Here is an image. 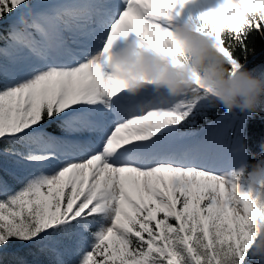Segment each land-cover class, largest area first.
<instances>
[{"label": "snow or ice", "instance_id": "obj_1", "mask_svg": "<svg viewBox=\"0 0 264 264\" xmlns=\"http://www.w3.org/2000/svg\"><path fill=\"white\" fill-rule=\"evenodd\" d=\"M222 5L233 31L219 47L230 67L249 69L235 53L246 59L252 35L264 39V0ZM177 7L0 0V264H27L17 246L47 264L254 260L264 200L240 184L251 162L242 135L249 114L228 112L198 87L179 97L152 87L131 95L109 78L112 37L134 33L167 52L172 25L156 17ZM219 108L243 117L235 147L221 129L202 140L183 131L200 120L202 131L213 129Z\"/></svg>", "mask_w": 264, "mask_h": 264}, {"label": "clouds", "instance_id": "obj_2", "mask_svg": "<svg viewBox=\"0 0 264 264\" xmlns=\"http://www.w3.org/2000/svg\"><path fill=\"white\" fill-rule=\"evenodd\" d=\"M191 2L173 0V7L183 9ZM222 8L223 5L205 11L195 20L189 17L182 24L176 23L180 13L156 17L172 25L167 52L141 45L139 37L129 41L130 33L114 35L106 58L110 80L122 83L131 95L152 87L170 97H179L198 87L228 112L264 114V68L247 69L243 64L230 67L231 61L219 47L220 35L233 31V25L221 21ZM121 40L125 43L114 51ZM240 182L264 200V158L244 167ZM258 226L264 231V219L258 221ZM251 255L258 264H264V239L255 244Z\"/></svg>", "mask_w": 264, "mask_h": 264}, {"label": "trees", "instance_id": "obj_3", "mask_svg": "<svg viewBox=\"0 0 264 264\" xmlns=\"http://www.w3.org/2000/svg\"><path fill=\"white\" fill-rule=\"evenodd\" d=\"M195 20V19H194ZM236 56L241 60L242 63H246L249 69L258 66H264V39H261L258 35L253 34L248 41V52L245 54L241 51H236ZM217 113L223 117L220 122L213 126V129L208 131H202L205 128V121L200 120L195 127H189L183 129V131L192 133L199 132L204 137L216 136L217 130L221 129L225 134V142L233 143L234 140V128L239 127L243 117L239 114L233 116H225V110L219 108L216 110ZM215 118V116H209L208 122ZM214 133L210 134V133ZM242 135L245 139V144L248 152L251 155V162H255L261 158H264V114L248 115L245 120ZM240 184H244L241 183ZM20 250L21 257L27 261V264H34V261H40V264H47L48 257L45 255H29L28 247L17 246ZM35 252V249H32ZM251 264H258V261L253 260Z\"/></svg>", "mask_w": 264, "mask_h": 264}, {"label": "rangeland", "instance_id": "obj_4", "mask_svg": "<svg viewBox=\"0 0 264 264\" xmlns=\"http://www.w3.org/2000/svg\"><path fill=\"white\" fill-rule=\"evenodd\" d=\"M219 6H221V5H216L215 7L212 8L210 6L205 5L204 2L201 1V0H193V2L188 3L183 9H180L179 7H177V9H175L173 11V14L175 13V11H179L180 12V15L177 18L176 22L182 24L189 17H191L194 20L199 14H202L203 12L209 11V10H213L214 11ZM258 67H260V66H258ZM210 134L214 135V133H212V132ZM193 139L202 140V139H204V137H202V136L197 134L195 137H193ZM226 144L228 145L229 148L235 147L234 146L235 142L226 143ZM241 188H242L243 191H247L248 190L246 184H242Z\"/></svg>", "mask_w": 264, "mask_h": 264}, {"label": "bare ground", "instance_id": "obj_5", "mask_svg": "<svg viewBox=\"0 0 264 264\" xmlns=\"http://www.w3.org/2000/svg\"><path fill=\"white\" fill-rule=\"evenodd\" d=\"M201 1H203L204 2V4L205 5H207V6H210V7H215L216 5H222L223 4V0H201ZM179 7V6H178ZM175 10V9H174ZM173 10V11H174ZM177 23V22H176ZM136 37H135V34L134 33H130L129 34V37H128V39H129V41H131V40H133V39H135ZM125 42L124 41H118L117 42V44L115 45V47H114V51L115 50H118L120 47H122L123 46V44H124ZM235 146V145H234Z\"/></svg>", "mask_w": 264, "mask_h": 264}]
</instances>
